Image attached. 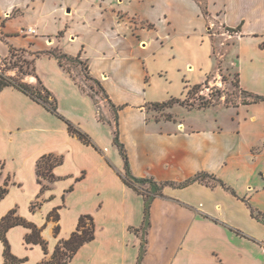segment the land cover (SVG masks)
I'll return each mask as SVG.
<instances>
[{
  "label": "crops",
  "instance_id": "1",
  "mask_svg": "<svg viewBox=\"0 0 264 264\" xmlns=\"http://www.w3.org/2000/svg\"><path fill=\"white\" fill-rule=\"evenodd\" d=\"M123 2L49 0L35 26L20 31L9 24L2 27L6 41L0 39V44L6 48L0 56H9L11 46L22 49L31 44L36 52L58 48L88 62L90 76L102 84L116 107L120 105L119 138L134 177L180 184L208 174L225 184L207 179L184 188L164 186L162 196L151 205L141 264H264V223L251 213V207L264 213V101L226 106L227 123L218 117L201 125L186 123L171 108L167 113L171 118L149 119L147 106L164 101L141 102L131 95L116 68H104L123 55L122 32L130 30L120 20L123 12L117 10ZM203 4L210 23L233 29L242 26L237 34H223L240 48L239 87L264 96V49L260 47L264 0H223L216 11L210 0L191 6L203 13ZM22 31L26 34L20 35ZM35 70L56 98L59 113L87 133L97 148L73 136L64 120L25 93L13 87L2 90L0 189L8 192L0 200V222L16 210L15 217L40 229L47 243L46 253L41 244L27 243L31 229L10 228L11 253L24 260L16 264L51 260L60 242L77 230L82 215L94 217L95 238L67 264H139L146 202L123 180L125 162L114 144V113L104 107L107 120L101 121L95 99L56 58H36ZM32 77L26 83L35 84L37 79ZM190 86H184L182 96ZM126 94L132 96L133 106L118 100ZM171 99L181 98L171 96L167 101ZM125 107L137 110L128 112ZM50 154L63 162L52 170L54 181L40 180L38 163ZM136 188L147 194L151 189L149 184ZM36 203L40 205L32 209ZM4 249L0 240V264L5 263Z\"/></svg>",
  "mask_w": 264,
  "mask_h": 264
},
{
  "label": "rangeland",
  "instance_id": "2",
  "mask_svg": "<svg viewBox=\"0 0 264 264\" xmlns=\"http://www.w3.org/2000/svg\"><path fill=\"white\" fill-rule=\"evenodd\" d=\"M197 1L207 2V0H124L122 6H117V10L123 12L120 20L126 21L130 30L122 32L120 52L123 55H119V62H110L104 68L114 67V70L116 68L122 81L128 83L131 95L141 102L146 99L165 102L171 96L184 101V104L173 103L164 109L148 105L149 119H153V116L158 119L171 118L172 115L167 114L168 108H171L170 112L186 123L201 125L205 122L210 123L217 117L222 123H227L230 112L225 107L237 105L245 99L238 81L240 62L238 42L223 35L229 33L227 28L219 23H210L206 15L192 8L191 3L195 4ZM48 2L49 0H0V25L9 24L14 31L35 26L41 13L48 7L46 5L50 4ZM210 4L216 11L223 4V0H210ZM7 13L9 15H6ZM261 31H264V23L261 25ZM3 32L4 29L0 27V39L6 41L1 35ZM25 34L23 31L20 32V35ZM89 42L95 41L91 39ZM4 48L6 47L2 44L0 50L3 51ZM16 50L13 59L10 55L0 56V70L11 68L9 75L19 74L25 81L33 78L20 74L19 69L14 68V63L22 64L20 59L33 60L35 49L30 44ZM78 61L84 62L81 59ZM63 62L66 69L86 91L89 92L93 87L101 117L107 120L104 107L110 108L113 113L114 111L97 86L86 78L85 64L66 60ZM24 71H27L26 67ZM193 84L200 87L189 93ZM185 85L192 86L186 88V94L182 96ZM129 94L118 97V100L133 106L135 103ZM210 103L213 104L211 107L198 109L199 105ZM191 104L195 105L194 109L191 108ZM116 105L120 106L117 103ZM131 109L133 112L137 110L131 107H125L123 110L129 112Z\"/></svg>",
  "mask_w": 264,
  "mask_h": 264
},
{
  "label": "trees",
  "instance_id": "3",
  "mask_svg": "<svg viewBox=\"0 0 264 264\" xmlns=\"http://www.w3.org/2000/svg\"><path fill=\"white\" fill-rule=\"evenodd\" d=\"M202 10L204 15H207V9L204 5H202ZM0 27H5V23H1ZM242 26H239L235 29L233 28H227L228 32L231 34H237L241 32ZM61 35V34H60ZM8 36V35H7ZM18 36V35H16ZM260 47L264 49V41L260 44ZM15 52H17L16 48L10 47V58L13 59L15 56ZM35 58L31 61L28 60H19L22 62V64H19V62L14 63V68H18L20 74L23 76H34L37 79V82L35 84H28L25 81V78L19 76H11L9 75V71H11V68L0 70V93L2 90L5 88L13 87L18 89L19 91L25 93L28 95L32 100L37 102L38 104L42 105L48 112L56 115L60 119L64 120L66 124L68 125L69 132L73 135L79 138L83 143L87 145L94 146L97 148V146L93 143L91 137L83 132L81 129H79L76 125H74L72 122L69 120L65 119L58 111V103L56 98L52 95V93L45 87L43 84L42 80L40 77L37 75L36 70H35V59L41 57L42 55L49 56V57H54L56 58L60 65L64 67V69L76 80V78L70 73L68 69H66L64 65V60L69 61L71 63H76L79 62L80 64H85L86 66V71L87 75L86 78L91 80L98 88V91L103 94V96L106 98L108 103L110 104L111 108L114 111L115 115V122H116V130H115V137H114V144L118 147L119 152L121 156L124 159L125 162V175L123 177V180L126 184L129 186L133 187L138 193L142 194L145 196V223H144V239L143 243L141 246V252L139 256V264L142 263L145 251H146V239H145V234L147 233L148 228L150 227V210H151V205L156 196H162V191L164 186L169 185V186H174L178 188H184L187 187L193 183L196 182H205L207 179L210 181H213V183H218L221 184L222 186H225V184L217 179L215 176L208 175V174H199L196 175L195 177H192L188 179L187 181L180 183V184H175V183H162L158 184L152 179H138L133 176L130 168V160L129 156L127 154L126 148L124 144L120 141L119 138V131H118V112L121 109L120 107H116L111 101L106 93V90L102 86V84L94 79L93 77L90 76L89 72V64L88 62H80L78 61L80 58L79 57H71L65 53H63L60 49L58 48H52L46 51L42 52H35L33 54ZM27 68V71H24V68ZM80 87L87 92L92 98L95 99L96 101V96L95 93L93 92V87L90 88V91H86L81 85ZM199 88L200 85L190 87L189 93L192 92L193 89ZM244 94V102L245 103H257L264 101V96H258L254 95L252 93H248L245 91H241ZM97 103V101H96ZM173 103H180L184 104V101H181L180 99H171L167 102L163 103H153L151 106H153L156 109H164L166 107L171 106ZM213 104H204V105H199L198 109H203V108H209ZM192 109L195 108V105L191 104L190 105ZM101 121H106L100 116ZM63 158L60 156H56L54 154L50 155H45L42 157V159L38 163V177L41 180V178H46L49 179L50 181H54L55 177L52 174V170L55 166L62 164ZM150 185V191L149 194L145 192H141L138 188H136V185ZM8 190L6 188H1L0 189V200L7 194ZM39 203L33 204L32 209H35V207L39 206ZM16 210H12L6 217L2 219L0 222V240L4 244V257H5V263L4 264H16L23 262L24 260L16 258L12 253H11V246L9 244V241L7 239V232L10 228L15 227V226H24L32 230V233L27 235L26 241L27 243H36V244H41L45 252L47 253V243L42 239L41 237V230L38 229L36 226L27 223L24 219H21L19 217H15ZM251 213L252 216L257 219L258 221L264 223V213L261 211H258L257 209L251 207ZM59 217L56 216L55 219H58ZM95 221L94 217L92 215H82L79 219L78 227L77 230L72 234L70 239L66 241L60 242L58 247L56 248V251L52 257L51 260L42 262L40 264H67L73 257L74 255L78 252V250L85 245L88 242H91L95 238Z\"/></svg>",
  "mask_w": 264,
  "mask_h": 264
}]
</instances>
